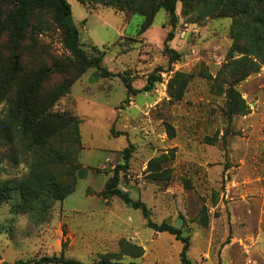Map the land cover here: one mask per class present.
<instances>
[{
    "label": "rangeland",
    "instance_id": "374dc122",
    "mask_svg": "<svg viewBox=\"0 0 264 264\" xmlns=\"http://www.w3.org/2000/svg\"><path fill=\"white\" fill-rule=\"evenodd\" d=\"M68 1L85 48L91 52L97 45L105 51L104 63L110 71L130 75L141 89L153 71L163 68V81L152 91L127 99L120 75L102 78L93 67L56 102L52 112L82 120L84 146L76 161L81 176L75 191L55 201L47 212L18 214L13 204L3 205L0 264L62 252L83 263L117 253L114 259L126 263L183 264L181 240L150 227L140 208L102 194L128 146L132 155L121 172V187L134 200L146 203L154 222H169L190 236L192 262L264 264V64L237 85L250 112L232 122L225 114V94L208 76L218 79L230 62L233 20L202 17L197 11L185 14L179 2L170 45L182 58L170 65L164 45L172 26L165 9L140 34L142 15L127 19L110 7L98 5L91 11L87 6L89 11L78 0ZM38 42L31 52L39 54L44 64L69 54L58 31L41 33ZM176 71L193 74L180 101L171 100L168 93ZM59 81V76H53L47 85ZM6 112L5 102L0 101V120ZM167 124L174 127V137ZM162 154L170 157L163 169L171 170V179L156 180L149 161ZM29 171L30 164L14 161L8 146L0 148V179H21ZM123 239L143 246V256L122 255Z\"/></svg>",
    "mask_w": 264,
    "mask_h": 264
},
{
    "label": "trees",
    "instance_id": "16d2710c",
    "mask_svg": "<svg viewBox=\"0 0 264 264\" xmlns=\"http://www.w3.org/2000/svg\"><path fill=\"white\" fill-rule=\"evenodd\" d=\"M91 11L95 6H105L124 13L129 19L134 14L144 17L140 34L147 31L157 14L165 9L169 13L171 30L165 40L164 51L170 65L181 60L182 53L171 47L178 23L179 2L183 12H199L202 17L231 18L233 45L229 63L219 71L217 81L220 93L225 94V114L230 122L237 116L250 112V107L237 85L260 70L264 64V0H78ZM89 10V9H88ZM90 11V10H89ZM55 30L69 54L52 58L44 64L39 54L31 51L38 46L41 33ZM89 52L81 41L73 8L68 0H0V101L5 102L7 112L0 120V148L8 146L14 161L30 164L27 176L21 179H0V210L5 204H13L16 213L47 212L55 201L66 199L77 187L81 167L76 163L80 148L84 146L81 134L82 120L75 115L52 112V107L68 94L74 83L90 68L98 69L102 78L120 75L129 97L142 91H152L163 81V68L153 71L146 85L138 89L130 75L115 74L104 63L105 51L97 45ZM241 56L235 58L234 54ZM59 76L53 87L47 80ZM193 74L176 71L168 82L171 100L183 99ZM217 79V80H216ZM221 79L222 82H218ZM114 132V127L112 129ZM167 132L175 136L174 127L167 124ZM213 141V140H212ZM124 160L114 168V174L105 185L102 194L111 199L121 198L128 206L141 209L148 225L157 231L175 235L184 243L181 252L183 264H195L188 257L190 236L169 222L156 223L151 219L145 202L134 200L130 192L121 187V172L128 168L132 146L123 151ZM170 159L168 154L153 157L149 161L151 177L156 180L171 179V170L163 169ZM208 218L204 224L208 225ZM120 253L142 257L143 246L121 240ZM117 253L106 255L102 260L83 263L61 255L19 259L13 264H138L114 259Z\"/></svg>",
    "mask_w": 264,
    "mask_h": 264
},
{
    "label": "crops",
    "instance_id": "0c3cea01",
    "mask_svg": "<svg viewBox=\"0 0 264 264\" xmlns=\"http://www.w3.org/2000/svg\"><path fill=\"white\" fill-rule=\"evenodd\" d=\"M72 5V4H71ZM73 7V6H72Z\"/></svg>",
    "mask_w": 264,
    "mask_h": 264
}]
</instances>
